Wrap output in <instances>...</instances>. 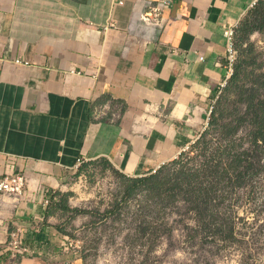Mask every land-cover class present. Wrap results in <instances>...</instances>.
Segmentation results:
<instances>
[{
	"label": "crops",
	"instance_id": "1",
	"mask_svg": "<svg viewBox=\"0 0 264 264\" xmlns=\"http://www.w3.org/2000/svg\"><path fill=\"white\" fill-rule=\"evenodd\" d=\"M156 1L0 0V176L27 178L23 194L0 196V264H82L47 216V192L79 160L155 172L207 126L231 76L224 28L260 0H173L148 26ZM16 226L30 257L7 249Z\"/></svg>",
	"mask_w": 264,
	"mask_h": 264
},
{
	"label": "rangeland",
	"instance_id": "2",
	"mask_svg": "<svg viewBox=\"0 0 264 264\" xmlns=\"http://www.w3.org/2000/svg\"><path fill=\"white\" fill-rule=\"evenodd\" d=\"M249 17L236 39L238 60L241 49L253 54L236 83L247 92L225 100L223 88L204 131L175 159L141 176L104 160L85 161L47 192L44 203L56 207L51 222L82 264H264V33L242 31ZM244 151L241 167L250 158L256 169L240 184L218 185L213 196L215 211L233 228L223 239L204 231L185 191L188 184L208 185L214 165L225 166Z\"/></svg>",
	"mask_w": 264,
	"mask_h": 264
},
{
	"label": "trees",
	"instance_id": "3",
	"mask_svg": "<svg viewBox=\"0 0 264 264\" xmlns=\"http://www.w3.org/2000/svg\"><path fill=\"white\" fill-rule=\"evenodd\" d=\"M251 18H247L244 21L242 31L244 33H249L251 30H260L264 33V0H260L257 5L250 11ZM248 12V13H249ZM249 16V15H248ZM252 52L248 49H241V55L238 62L235 64L232 75L230 76L227 84L225 85L223 91L225 93L224 99L227 100L231 94L236 93L237 96L241 97L247 90L244 92L238 91V85L236 84L245 62H249L252 57ZM242 90V89H241ZM238 91V92H237ZM223 100V101H225ZM248 106L252 107L251 103H248ZM224 112V102L221 103V113ZM261 112L263 113L262 109ZM264 114V113H263ZM262 123L260 124V134H263L261 141H264V118H261ZM246 151L235 155L231 160H229L225 166H220V164L214 165L210 172L211 182L203 186H193V184H188L186 187V196L188 197V202L191 204L192 208L195 210V214L198 218L205 232L219 234L223 239L230 238L232 236L233 228L229 226V222L219 217V214L215 211L213 205V196L215 195V189L218 185L223 186L227 184L239 183L243 179V175L246 172H252L256 169V164L249 158H245L246 166L241 167V162L243 161L242 155H245ZM109 166L112 164L109 161L104 160ZM133 182L141 181L138 178L132 179ZM63 209L68 211L69 208L66 206L65 202L63 203ZM56 210V207H49L47 216L52 215Z\"/></svg>",
	"mask_w": 264,
	"mask_h": 264
},
{
	"label": "built area",
	"instance_id": "4",
	"mask_svg": "<svg viewBox=\"0 0 264 264\" xmlns=\"http://www.w3.org/2000/svg\"><path fill=\"white\" fill-rule=\"evenodd\" d=\"M173 0H158L152 3L148 11L141 15V20L144 24L148 26L158 27L162 24L163 11L164 9L171 7ZM256 3L253 5L255 6ZM238 25H230L224 28V35L227 39V68L232 74L233 68L238 60V51L236 39L238 36ZM21 63L20 60L16 61ZM215 109V102H213L209 108V113L207 115V121H209L211 114ZM85 161L79 160L78 167ZM166 162H162L156 170H159L166 166ZM27 188V178L23 174H5L0 176V196L13 195L18 196L25 192ZM47 201H45V204ZM27 230L23 227L16 226L9 233V240L7 243V249L13 258H25L30 257L34 254V251L30 248L29 244L26 242Z\"/></svg>",
	"mask_w": 264,
	"mask_h": 264
}]
</instances>
